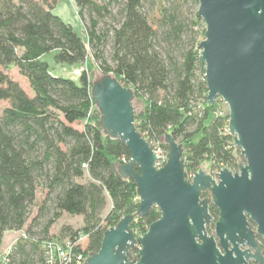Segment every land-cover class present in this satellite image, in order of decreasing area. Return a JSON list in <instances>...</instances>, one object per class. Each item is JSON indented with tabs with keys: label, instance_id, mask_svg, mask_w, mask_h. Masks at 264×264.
<instances>
[{
	"label": "trees",
	"instance_id": "trees-1",
	"mask_svg": "<svg viewBox=\"0 0 264 264\" xmlns=\"http://www.w3.org/2000/svg\"><path fill=\"white\" fill-rule=\"evenodd\" d=\"M71 2L83 33L53 13L55 0H0V101L8 104L0 116V247L6 233L25 235L0 251V264H43L44 245L53 241L49 229L62 213L82 217L80 229L62 228L59 234L71 242L86 237L84 247L74 248L84 259L99 250L107 229L135 215L136 185L118 173L120 159L129 161V154L119 139L103 133L90 95L93 80L104 74L141 102L134 125L152 149L157 145L167 154V133L181 144L186 176L204 161L215 172L232 173L244 162L228 133L227 114L206 103L197 0ZM51 52L55 64L89 61L98 73L91 80L82 71L75 81L52 75L42 60ZM11 67L27 81L31 95L7 74ZM74 120L82 130L70 125ZM39 188L44 195L36 204ZM208 212L210 234L217 211L210 205ZM158 218L156 208L134 217L135 237ZM258 241L264 254V240ZM137 252V246L130 248L128 260Z\"/></svg>",
	"mask_w": 264,
	"mask_h": 264
},
{
	"label": "water",
	"instance_id": "water-1",
	"mask_svg": "<svg viewBox=\"0 0 264 264\" xmlns=\"http://www.w3.org/2000/svg\"><path fill=\"white\" fill-rule=\"evenodd\" d=\"M197 2L206 103L226 104L227 130L244 162L233 173L219 169L216 179L198 169L189 180L183 148L167 133V160L156 168L157 154L134 125L133 91L110 74L97 77L90 95L99 123L126 147L129 161L118 173L134 182L139 203L134 216L103 233L99 250L83 264H264L258 242L264 240V0ZM210 205L217 218L209 234ZM152 208L159 218L135 237L133 218ZM134 246L137 257L130 261L126 254Z\"/></svg>",
	"mask_w": 264,
	"mask_h": 264
},
{
	"label": "rangeland",
	"instance_id": "rangeland-1",
	"mask_svg": "<svg viewBox=\"0 0 264 264\" xmlns=\"http://www.w3.org/2000/svg\"><path fill=\"white\" fill-rule=\"evenodd\" d=\"M14 1H16V0H14ZM52 11L54 14L59 16L64 22L70 24L77 33H80L81 31L83 33V27L81 26V23H80L77 15H76L74 9H73V5H72L71 0H55V4L53 6ZM203 28H204V24H203ZM53 54H54V52H51V53H48L42 57V60L48 64V67H49L52 75L70 78V79L75 81L82 71H85L91 80L94 79V77L98 73L95 66L94 65L92 66L89 63V61H86V63L84 65H58V64H55L53 61ZM7 74L14 81H16L28 95H31L27 81L19 75V73L17 72L16 69H14L13 67L9 68ZM214 103H215V109H216L217 113H221L222 115L228 113L227 106L223 101H219L216 99L214 101ZM7 105H8L7 102L0 101V116H1V112H2L3 108H5ZM132 106H133L135 112L137 113L141 109L142 104L138 100H133ZM70 125L73 128L78 129V130H82V128H83L82 123L79 121L77 122L75 120L72 121ZM155 148L161 150L160 152L163 156H165V155H166V157L168 156V152H167V154H165L164 150L161 147H158L156 145ZM199 169H202L206 174H209L211 177L216 179V173L217 172L211 170L210 163L208 161L202 162ZM187 179L190 180L191 178H189L187 176ZM81 182H86V178L82 179ZM43 195H44V191L39 188L37 191L36 204L39 203V201L41 200ZM137 200H138V197H137ZM138 202H139V200H138ZM109 204H110L109 200H107L105 209L101 214L102 218L105 216V214L109 210V207H110ZM35 213H36V207L34 206L31 209L29 220H31V218L35 215ZM81 227H82V217L81 216H76V215L71 216V215L62 213V214H60L59 218L54 222V224L50 227L49 237L53 239V242H55L57 246L65 247L67 245V243L71 242V241H69L68 238H63L60 236L59 233H60L61 229L62 228H69L72 231H76V230L80 229ZM19 233H20V231H19ZM19 233H15V232L6 233L3 237V241H2V245L0 247V251L5 250V248L11 243V241L14 238H16L18 236ZM80 243H81V246L84 247L86 244V237H84V239H81Z\"/></svg>",
	"mask_w": 264,
	"mask_h": 264
},
{
	"label": "built area",
	"instance_id": "built-area-1",
	"mask_svg": "<svg viewBox=\"0 0 264 264\" xmlns=\"http://www.w3.org/2000/svg\"><path fill=\"white\" fill-rule=\"evenodd\" d=\"M219 101H222L221 99H217ZM221 115V113H218ZM155 153L158 156V159L156 161V168L162 167L167 157L166 155L163 156L161 154V150L154 148L153 149ZM165 153V152H164ZM166 154V153H165ZM122 164H126L128 161H126L124 158L120 159ZM193 175H189L188 177L191 178ZM19 233V232H15ZM25 235L21 231L16 238H14L11 243L5 248V250L2 251V253L7 252L10 250L11 246L18 240V239H24ZM81 239H84V236H79L74 242H68L65 247H59L56 245L55 242L49 241L45 243L44 245V263L43 264H70L72 261H75L76 264H83L84 258L80 255L74 254V248L81 245Z\"/></svg>",
	"mask_w": 264,
	"mask_h": 264
},
{
	"label": "flooded vegetation",
	"instance_id": "flooded-vegetation-1",
	"mask_svg": "<svg viewBox=\"0 0 264 264\" xmlns=\"http://www.w3.org/2000/svg\"><path fill=\"white\" fill-rule=\"evenodd\" d=\"M206 195H207V197H208V193H205ZM259 242V241H258ZM260 244V243H259ZM262 251V250H261ZM262 254H263V252H262ZM264 255V254H263ZM252 263H254L253 261H251L250 263H248V264H252ZM256 264V263H255Z\"/></svg>",
	"mask_w": 264,
	"mask_h": 264
},
{
	"label": "crops",
	"instance_id": "crops-1",
	"mask_svg": "<svg viewBox=\"0 0 264 264\" xmlns=\"http://www.w3.org/2000/svg\"><path fill=\"white\" fill-rule=\"evenodd\" d=\"M73 9H74V7H73ZM75 11V10H74Z\"/></svg>",
	"mask_w": 264,
	"mask_h": 264
}]
</instances>
